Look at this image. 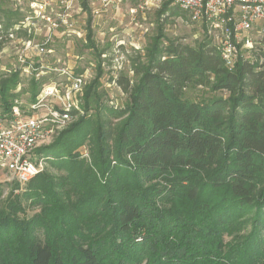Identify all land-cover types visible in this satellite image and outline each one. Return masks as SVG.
Returning a JSON list of instances; mask_svg holds the SVG:
<instances>
[{"label": "trees", "instance_id": "16d2710c", "mask_svg": "<svg viewBox=\"0 0 264 264\" xmlns=\"http://www.w3.org/2000/svg\"><path fill=\"white\" fill-rule=\"evenodd\" d=\"M161 39L115 78L121 106L99 100L98 74L85 114L36 149L50 169L0 184V264H264V38L231 69L210 39ZM21 83L0 78L4 112Z\"/></svg>", "mask_w": 264, "mask_h": 264}, {"label": "built area", "instance_id": "2783aa9c", "mask_svg": "<svg viewBox=\"0 0 264 264\" xmlns=\"http://www.w3.org/2000/svg\"><path fill=\"white\" fill-rule=\"evenodd\" d=\"M117 0H87L93 15L106 11ZM23 19L14 26L7 37L13 39L17 31H24L26 38L20 43L15 69L24 71L36 79L33 57L40 58L39 69L44 65L57 32H74L71 11L78 0H17ZM139 9L159 7L161 0H139ZM171 4L188 14L191 21L206 28L207 36L215 45L227 68H233L240 50L252 47L250 33L264 36V0H172ZM79 10H81L79 8ZM1 32V31H0ZM42 35L39 42L34 36ZM2 36L0 35V41ZM61 76V83H43L34 99L27 105L14 100L8 112L0 113V169L8 172L20 187L24 186L44 169L45 160L37 156L36 149L48 142L55 133L66 129L77 117L79 96L85 77L69 69H49ZM33 72L35 73L33 75ZM34 159V160H33Z\"/></svg>", "mask_w": 264, "mask_h": 264}, {"label": "rangeland", "instance_id": "374dc122", "mask_svg": "<svg viewBox=\"0 0 264 264\" xmlns=\"http://www.w3.org/2000/svg\"><path fill=\"white\" fill-rule=\"evenodd\" d=\"M22 1L26 3L27 0ZM167 1L161 0L159 7L150 6L141 10L139 9V0H117L106 11L96 16L91 14L90 11L84 10L81 1L78 0L77 6L71 11L74 32L70 34H64V32H61L62 30L57 32L50 46L52 51L41 62L47 65L49 69L66 68L85 77L78 103L81 113L77 115L73 122H76L79 117L85 114L84 109L81 108L84 90L98 74H100L98 77L99 85L96 91L101 95L99 100L114 107L123 104L125 95L115 84V78L120 72L131 76V59L135 58L138 53L143 54V50L151 38L160 35L164 43L169 40L191 46L202 39H209L206 28L200 23L191 21L188 14L177 7V13L170 15V12L166 11L164 16H159V11ZM23 6L17 0H0V23L2 21L6 22L7 15L10 16L9 14L15 10L14 8ZM170 7H173V5L168 4V8ZM0 31L2 36L0 41V78L10 73H18L22 82L20 84L22 90L17 93L14 100L20 101L22 106H25L31 102L27 83L34 76L27 75L17 68L15 69L18 54L23 46L15 39V36L11 39L7 37L2 29ZM41 37L42 35H36L34 40L39 42ZM250 37L256 43H253L252 47L241 49L240 54L244 59L255 62L260 54V49H262L258 41L264 36L258 37L252 32ZM31 60L34 62V68L38 69L35 72L40 75L38 79L43 81L44 84L55 81L61 83V89L65 87V82L57 73L49 69H39V57H33ZM98 65L100 66L98 67ZM35 73L33 72V75ZM202 93H207V91L201 89L188 91L187 96L198 98ZM219 95L226 96L224 92ZM93 114H95V107L91 105L87 115L92 116ZM116 121L114 119L112 123ZM61 132L55 133L48 142L40 147L51 144ZM78 152L82 157L88 158L86 146L80 147ZM44 168L50 169L47 161ZM12 182L13 179L10 174L0 169V184L6 185ZM6 193L7 187L4 196Z\"/></svg>", "mask_w": 264, "mask_h": 264}, {"label": "crops", "instance_id": "0c3cea01", "mask_svg": "<svg viewBox=\"0 0 264 264\" xmlns=\"http://www.w3.org/2000/svg\"><path fill=\"white\" fill-rule=\"evenodd\" d=\"M14 9L15 10H13L9 14L10 16L7 15L6 22L2 21V23H0V29H2V31H4L6 34H8L11 30L14 29V26H16L21 21V18L23 19V14L19 12L18 8H14ZM14 36H15V39L18 40L19 42H21L22 40L26 38V34L24 31H17L14 34ZM21 90H22L21 85H19L15 89L14 93L17 94ZM0 113H5L1 105H0Z\"/></svg>", "mask_w": 264, "mask_h": 264}]
</instances>
